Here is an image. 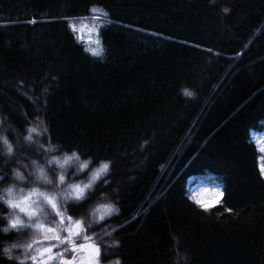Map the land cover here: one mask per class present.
<instances>
[{
	"label": "trees",
	"instance_id": "1",
	"mask_svg": "<svg viewBox=\"0 0 264 264\" xmlns=\"http://www.w3.org/2000/svg\"><path fill=\"white\" fill-rule=\"evenodd\" d=\"M95 15L98 55L70 26ZM263 121L264 0H0V188L23 189L0 193V264L45 259L63 243L33 225L63 238L81 218L99 264H264ZM73 150L92 163H49ZM32 160L61 190L109 170L56 197L61 223L37 194L31 217L7 204L52 193ZM97 203L120 211L97 221Z\"/></svg>",
	"mask_w": 264,
	"mask_h": 264
},
{
	"label": "snow or ice",
	"instance_id": "2",
	"mask_svg": "<svg viewBox=\"0 0 264 264\" xmlns=\"http://www.w3.org/2000/svg\"><path fill=\"white\" fill-rule=\"evenodd\" d=\"M91 11L96 12L97 10L94 8ZM104 15L106 16L107 13H104ZM70 26L74 28V25H70ZM91 51L95 55L99 54V51L97 49H91ZM185 95L192 96L193 93L185 90ZM33 131H35L34 128H29V132H33ZM45 131H47V129H45ZM25 139L31 140L32 137L29 135V136H26ZM4 143L8 144V141L5 140ZM48 148L51 149L52 145L49 144ZM259 151L264 152V148H260ZM8 152L9 153L12 152L11 145H8ZM52 159L56 160V162L58 164L63 166V164H65L69 161H72L73 159H79V156L77 155L76 151H73V152H71V154H67V153L63 154L62 160L60 158H57V157H52ZM259 159H260V165H259L260 174H261V176H264V157H260ZM51 162L52 161L50 160L49 163H51ZM33 163H35V161H33ZM81 167L83 168V165ZM108 170H109V162L108 161H101L99 167L93 170V172L91 173L90 178L87 182H83V183L78 182L75 184H69L66 189L61 190V195L63 196V199L67 200L69 197H74L77 201H81V200L85 199V195H86L85 190L91 189L93 182L96 181L97 178L101 174L107 172ZM38 171L40 172V175L42 177H44V170L41 168V169H38ZM17 175H18V173H17ZM58 179L60 182H63L65 180V177H64V175H60ZM105 183H107V181H105ZM69 189L71 191H69ZM8 192H9V196L11 197V195H12L11 189H9ZM34 194H37L40 197H43V199L45 201H47V203L51 206V208L56 211V215L61 218V223L64 222L63 216L61 215L60 211L58 210V205L56 203V197H57L56 192H52L49 194L46 192L39 191L37 188L33 187L31 189V191L28 193V195L21 197L19 200L9 199V200H7V204L10 207L18 208L20 212H26L27 215L31 217V216L35 215V212L32 211L28 207V204H29L30 197ZM219 195L222 196L223 193L221 192V193H219ZM196 203L199 204L206 211L208 210L205 202L197 200ZM119 211H120V209L117 208L112 203H97L90 210L89 214L93 215L97 221H102L104 219V217L109 215L110 213L119 212ZM228 211H231V209H228ZM133 218H135V217H133ZM68 220L72 221V217H68ZM20 224H22V221L19 218L9 220V225L12 228H15L17 225H20ZM83 224H84V221L82 218L76 219L74 221V227L68 228L66 230L68 234L63 237L62 241H61V237L59 235H56L57 230L55 228L49 227V228L45 229L44 225L39 224V223L33 225V227L44 229V231L46 233L52 234L51 237L46 235L45 239L51 238V239H55L57 241L66 242L68 245L71 246V251L73 253H78V252L79 253H86V255H80L79 258H77L76 256H73L71 259H65V258H63L62 254L57 253L55 255L60 256V264H98L99 248L97 246H95L94 244H91V243H80L77 245L73 242L72 237L77 234L79 229L83 228ZM113 231H115V229H113ZM106 235H111V233H106ZM90 239L91 238L88 236L84 237L85 241H88ZM33 243H35V241H33ZM113 244L118 245V241L114 240ZM18 246L20 247L21 245H15V244L12 245V247H18ZM24 247L31 248L32 244L30 243V244L24 245ZM3 251L6 255L9 256V258H11L9 248H5ZM43 252L48 253L47 258L46 259L41 258L39 261H37V257L33 256L32 260L35 262V264H48V261L53 259L54 254H53L51 247L44 248ZM114 264H121V262L119 259H117L114 262Z\"/></svg>",
	"mask_w": 264,
	"mask_h": 264
},
{
	"label": "rangeland",
	"instance_id": "3",
	"mask_svg": "<svg viewBox=\"0 0 264 264\" xmlns=\"http://www.w3.org/2000/svg\"><path fill=\"white\" fill-rule=\"evenodd\" d=\"M91 18L92 19H90V18L80 19V20H78V22H76L74 24V28L72 27L73 30H75L77 32V35L85 42L86 46L90 50L91 49H97V46H96L97 45V40L95 38V34H96V24H95L94 21H98L97 18H99V17L95 15V16H92ZM261 124H262V126H264V121ZM204 179L210 182V180L212 179V177L206 176ZM70 224H71V222L69 223V225ZM72 227H74V224L72 225ZM69 228H70V226H69ZM44 233L45 234H50V237L52 236L51 233H46V232H44ZM67 234L68 233L66 232V235ZM79 234H80V232H77V234L74 235L72 237V239L74 237H76L77 235H79ZM56 235H59L61 237V235L59 233H56ZM50 240L51 241H54V242H57V240H55V239H51L50 238ZM62 240H63V238L61 237V241ZM62 243H63V245H58V246H56L54 248L51 247L54 255H53V259L50 260V261H48V264H53L57 260H58V262L55 263V264H60V256L55 255L57 253L62 254L63 255V258H65V259H71L73 256H76L77 258H79L80 255H86V253H79V252L78 253H73L71 251V246L66 247V244L67 243L66 242H62ZM84 243H91V244H94L95 246H97L96 243L93 242V241H88V242L86 241ZM46 255L48 256V253ZM99 255H100V250H99ZM47 256H46V258H47ZM98 264H99V256H98Z\"/></svg>",
	"mask_w": 264,
	"mask_h": 264
},
{
	"label": "clouds",
	"instance_id": "4",
	"mask_svg": "<svg viewBox=\"0 0 264 264\" xmlns=\"http://www.w3.org/2000/svg\"><path fill=\"white\" fill-rule=\"evenodd\" d=\"M73 151H75V150H73ZM73 151H72V152H73ZM70 154H71V153H70ZM77 155H78V153H77ZM78 156H79V155H78ZM53 157H55V156H53ZM61 160H62V159H61ZM33 161H35V163H33ZM51 161H56V160H53V159L51 158ZM72 161H74V162L78 165V169H80V170L87 168V167L92 163L91 158H87V159H83V160H81L80 156H79V159H73ZM82 165H83V168L81 167ZM99 165H100V162H98V165H97L94 169L98 168ZM31 166H32V168H34V169L36 170V172H35V178H36L37 180L41 179L42 176L40 175V172L38 171V169H41V168L43 169V166L40 165L36 160H32V161H31ZM25 167H27V165H24L23 163H21V168H25ZM94 169H93V170H94ZM43 170H44V169H43ZM92 172H93V171H92ZM92 172H91V173H92ZM17 173H18V175H17ZM91 173H90V175H91ZM13 176H14V178H15L16 180H18V181H23V180L25 179V176L22 174V172H21L19 169H15V170L13 171ZM43 179L45 180V182H46L47 184L52 185V188H53V191H52V192H56V193H57V196L63 198V196L61 195V189L59 188L58 185H56L51 179H48V177H46V176H44ZM9 189H11V193H12V195H13V191H14V189L16 190L17 194H19V192H22V191H23V189H17L15 185L10 184V185H8V186H6V187L0 188V193H2V194H7V196L10 197V196H9V192H8ZM65 189H66V188H65ZM2 194H0V201H3V200L5 199V195H2ZM12 195H11V197H12ZM8 200H9V199H8ZM5 218L7 219V217H5ZM8 230H9V226H8V224L0 225V231H3V232H5V233H7ZM14 244H15V245H18V244H16V243H12V244L10 245V247H11V248H18V247H19V246H18V247H12V245H14ZM5 248H9V245L6 244V245L4 246V248L2 249V251H3ZM3 252H4V251H3ZM4 254H5V253H4ZM5 255H6V254H5Z\"/></svg>",
	"mask_w": 264,
	"mask_h": 264
}]
</instances>
